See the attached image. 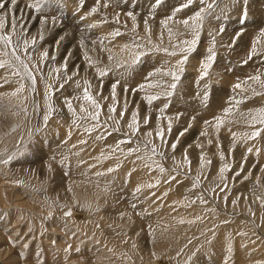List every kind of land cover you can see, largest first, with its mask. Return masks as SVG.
<instances>
[{
    "label": "bare ground",
    "instance_id": "1",
    "mask_svg": "<svg viewBox=\"0 0 264 264\" xmlns=\"http://www.w3.org/2000/svg\"><path fill=\"white\" fill-rule=\"evenodd\" d=\"M0 2L6 5L0 9L4 20L0 35L12 38L8 47L0 41V60L9 62L0 68V89L4 90L0 93V149L5 150L0 159L19 150L32 152L13 156L3 166L9 167L14 178L30 183L29 188H21L30 217L33 211L38 217L43 215L44 222L54 214L52 223L86 231L99 245L112 247L117 258L111 264H264V124L258 122L257 112L264 108V0H194L175 12L167 26L161 22L186 0H163L158 6L155 0H84L82 5L80 0H62V5L48 6L47 12L29 7L35 0H16L15 5L10 0ZM209 4L213 7L208 8ZM93 7L98 9L95 13H91ZM201 8L203 19L195 22L202 25L195 51L183 52L187 47L183 42L193 39V30L180 21ZM45 16L48 23H43ZM117 31L121 35L113 36ZM253 45L256 55L248 59ZM210 47L216 59L208 75L200 79ZM141 51L147 54L133 64ZM173 51L176 55L169 54ZM85 53L96 63L89 64ZM184 55L188 60L183 72H178L181 79L175 94L161 95L149 105L145 96L167 89L173 81L165 73L178 71ZM17 56L35 76V92ZM97 68L107 69L108 74L99 77ZM157 68L162 72L146 79ZM17 69L19 75H14ZM257 75L261 82L249 79ZM69 76L71 80L65 83ZM116 81L114 101L111 86ZM149 82L160 86L139 88ZM237 83L241 84L238 89ZM21 84L23 92L8 95ZM48 84L53 86L48 91L53 93L56 111L45 123ZM85 87L102 105L99 126L91 134L84 129L96 122L80 119L76 127L65 103V97L71 99L77 116H86L81 106L93 109L83 100ZM236 100L243 102L236 104ZM114 103L113 113L109 109ZM165 103L170 106L160 113ZM228 107L233 109L231 114L224 112ZM133 112L138 113L139 132L128 128ZM146 114L151 117L148 124L144 123ZM217 116L224 120L219 129ZM168 117H172L171 133L167 132ZM159 127L165 128L163 141L156 135ZM255 131L260 135L252 138ZM204 132L207 135H201ZM177 140L173 150L171 144ZM109 168L115 170L109 172ZM73 207L78 209L75 216L61 215L63 208L64 214L75 212ZM10 219L14 218L6 221ZM69 245L63 248L68 250ZM10 250L9 246L0 250V261ZM36 261L33 258L32 264ZM81 264L106 263L96 256Z\"/></svg>",
    "mask_w": 264,
    "mask_h": 264
},
{
    "label": "snow or ice",
    "instance_id": "2",
    "mask_svg": "<svg viewBox=\"0 0 264 264\" xmlns=\"http://www.w3.org/2000/svg\"><path fill=\"white\" fill-rule=\"evenodd\" d=\"M11 4L15 5L16 3V0H10ZM84 2V0H80V4L82 5ZM163 2V0H155V4L158 6L160 5L161 3ZM194 3V0H186V3L182 4L181 7L179 8H176L174 13H173V16L169 17L168 19H165L163 20L161 23L164 24L165 26H167L168 24V20L170 19H173L174 18V15H175V12H178V11H181L182 9L184 8H188L190 5H192ZM201 3H203V0H201ZM52 5H62V0H35V2L31 5H29V7L31 8H34L36 12H47L49 10V7L48 6H52ZM6 7L5 3L3 2H0V9H4ZM213 5L209 4L208 5V8H212ZM98 9L96 7H93L91 9V13H95ZM202 12H204V9L201 8L199 11H196L195 12V15L194 16H191L187 19H184L182 21H180V23H182L183 25H185L186 27H189L191 26L192 27V30H193V39L192 40H185L183 43L187 46L183 49H181V51L183 52H186V53H192L195 51V48H196V45H197V42L199 40V35H200V30L202 28V25L200 24H197L195 23L196 21H201L203 19V16H202ZM128 15H132V13H128ZM246 15V13H245ZM133 20H135V17L133 16ZM189 20L193 21V24L192 25H189ZM49 22V19L48 17H44L43 18V23H48ZM51 23L52 24H55L56 23V18L53 17L52 20H51ZM90 27H95V25H90ZM4 28V20L2 17H0V29ZM224 29H220L221 32H223ZM148 32L150 34L151 32V29H148ZM113 36H118V35H121V33H119L118 31L117 32H113L112 33ZM169 35H171V30L169 29ZM261 35H264V31L261 32ZM40 39L42 40L43 39V34L41 33L40 34ZM0 41H3L4 42V45L5 47H8L9 45H12V38L10 35H0ZM36 43V39L33 38L31 40V44L32 45H35ZM81 44H83V40L81 41ZM212 44L213 46L215 45V39H213L212 41ZM28 45H29V41L28 40H24L23 41V47L25 49V51H27V48H28ZM125 47H127V45H125ZM139 47V46H137ZM157 51H159L160 49H156ZM13 53H15L16 51V48L13 47L12 49ZM163 51L165 52H168V49H163ZM256 47L255 45H253L252 49H251V52L248 56V59H251L252 56L256 55ZM4 55H7V53H3ZM147 53L141 51L139 52L134 60H133V64H137L140 62V59L142 56L146 55ZM170 55H176V52L173 51L171 53H169ZM43 56L45 58L48 57V53L47 51H45L43 53ZM113 57L109 56V59H112ZM85 59L89 62V64H93V63H96L92 60V58L90 56L87 55V53H85ZM216 59V53L215 51L213 50V47H210L207 49V55H206V61L203 63L202 67H203V73L200 77V79H204L207 75H208V69L212 66V63L215 61ZM248 59L244 60L243 62L245 64L248 63ZM16 60L20 61V64L24 67L25 69V72L28 76V78L31 80L32 82V91L35 92L36 91V78L35 76L31 73V71H29L27 69V65L24 64V62L22 60H20V57H16ZM188 60V56L187 55H184L182 57L181 60L178 61V71H169L168 73H165L166 75H170L171 78H172V83H170L168 86H167V89L162 92V93H158L156 95H152V94H149V95H146L145 96V100L147 101V103L149 105L152 104L153 101L155 100H158L160 99L161 95L165 96V97H172L174 94H175V89L177 88L178 86V83L181 79V76L178 74V72H183V65L185 64V62ZM9 62L8 61H4V60H0V68H4L6 64H8ZM120 67H123L124 65L121 64L119 65ZM64 67L65 69L67 68V63L65 62L64 63ZM57 72H59L60 70L59 69H56ZM96 72L98 73L99 77L103 78L105 77L107 74H108V70L107 69H102V68H97L96 69ZM162 72V69L160 68H157L155 69L154 71H151L147 74V78H150V77H153L155 75H157L158 73H161ZM14 75H19V70L17 69L14 73ZM249 79H252V80H255L257 82H261V77L259 75L257 76H252V77H249ZM68 80H71V77H67L65 79V83L68 81ZM86 84H88L89 82L85 81ZM119 84V81H116L115 83H113V85L111 86V95H112V98L113 100L115 101V96H116V88ZM262 84H264V82H262ZM160 86L158 83L156 84H153L151 82H149L147 85L145 84H140L139 85V88L141 90H144L146 87L147 88H154V87H158ZM53 86L51 84H48L46 85V88H45V92H46V96H47V99H48V104H47V112L44 114L43 116V120L45 123H47V121H49L50 117L53 115V113L56 111V109H54L53 107V104L51 103V100H52V95L53 93L49 92L48 90L51 89ZM59 87L61 89L64 88V83H61L59 85ZM77 87H79V83H77ZM207 85L205 86V94L203 96V101L206 102L207 99H208V94H207ZM241 87V84L240 83H237L235 85V88H240ZM125 90L127 91V88H125ZM24 91V85L21 84L19 88H17L15 91H13L12 93H9L8 95H11V96H18L21 92ZM256 95H260V93H256ZM76 99H79L80 97H75ZM235 99V98H233ZM83 100L84 101H87L90 105H91V108L93 109L92 111H90L88 108H85L83 106H81L80 108V111L83 112V113H86V116L84 117H79L77 116V113H76V109L73 107V104H72V100L71 99H68L67 97H65V103L67 104V109L68 111L72 114V117L74 118L72 123L76 126V127H79L80 125L77 123V120H80V119H90L91 121H94L96 123H93L91 127H86L84 129L85 132L91 134L92 132L96 131L97 127L99 126V119H100V115H101V111H102V105L98 102V100L91 94V92L89 91V88L88 87H85L83 89ZM243 101L242 100H236L235 103L236 104H239V103H242ZM169 103H165L163 108H160L159 111L160 113H163L165 111V109H167L169 107ZM39 107V105L37 104V108ZM126 107V105H125ZM110 112H115L116 111V105L115 103L112 105V107L109 109ZM233 111V109L231 107H228L226 109H224V112L227 113V114H231ZM258 112V122L261 123V124H264V108H260L257 110ZM181 114L180 113H177L176 114V118H179ZM111 119V117H109ZM192 119H195V117H193ZM215 120H216V128L219 129L221 127V125L224 123V120L220 117V116H217L215 117ZM151 121V117L149 115H145L144 117V123L145 124H148L149 122ZM252 121L253 123L257 122V117L256 116H253L252 117ZM206 124H209L210 122L209 121H205ZM128 128L131 129L133 132H139V128H140V123L138 121V113L136 112H133L132 113V120H131V123L128 124ZM171 130H172V117H168V122H167V132L168 133H171ZM114 131H119V128L118 127H115L114 128ZM186 131V129H185ZM111 133H109L110 135ZM165 128L164 127H159L157 130H156V135L160 137V139L163 141L164 140V137H165ZM71 135V131L69 130V137ZM147 135L149 137H151L153 135V133L151 131H149L147 133ZM179 135H184V132L182 131ZM201 135H207L206 132L204 133H201ZM260 135V131H255L252 133V138H255L257 136ZM105 137L103 136H98L97 139H104ZM124 141H121V143H123ZM80 143L82 144H86L87 141L86 140H81ZM179 143V140H177L175 143H172L171 144V148L173 150H175V148L177 147V144ZM209 143H211V141H209ZM73 147H75V145H73ZM130 152L132 151L131 149L129 150ZM153 152L156 151L155 148L152 149ZM249 152L252 151L251 148L248 149ZM162 154V153H161ZM14 155V154H13ZM78 155V153H77ZM13 158V156H9L7 159L3 160L2 162L3 163H9L11 161V159ZM107 158V157H106ZM223 158V156H222ZM185 159H187L186 155H185ZM64 160H67V157H64ZM64 160L61 161V164L64 163ZM203 157H201V164L203 166ZM208 163H210V161H208ZM117 167H119V165H117ZM160 167V171L161 172H164L165 169L162 167V166H159ZM227 165H225L224 168H221L220 169V172L221 174H223V172L227 169ZM115 169L113 168H109L108 171L109 172H112L114 171ZM102 173H97V175H101ZM239 174V173H237ZM130 175V173H129ZM172 179H175V177H172ZM22 183V182H21ZM154 185H149V187H153ZM71 189L69 188V191ZM141 191V188L140 187H137L136 188V192H140ZM201 201L203 202V198L201 197ZM135 207V205H133V208ZM67 216H71L72 215V212L69 210L65 213ZM181 223H183V221H181ZM71 248V245H69V249ZM231 246H229L228 248V251L231 252ZM67 251V250H66ZM77 252L80 251L79 248L76 249ZM154 255V253H153ZM224 264H227V261L224 262Z\"/></svg>",
    "mask_w": 264,
    "mask_h": 264
},
{
    "label": "rangeland",
    "instance_id": "3",
    "mask_svg": "<svg viewBox=\"0 0 264 264\" xmlns=\"http://www.w3.org/2000/svg\"><path fill=\"white\" fill-rule=\"evenodd\" d=\"M0 93H4V90L0 89ZM3 151L5 150L0 149V152ZM24 155H32V152L19 150L14 152L13 156L18 158ZM3 160L5 159H0V233L4 234V239H0V250H6L8 246L11 250L3 257L0 264H32L33 258L37 259V264H81L95 260L96 256L106 264H111L112 258H117L112 247H107L106 244L99 245L94 236L87 237L86 231L78 227L62 228L52 223V220L56 221L52 218L54 214L44 222L41 221L43 215L38 217L33 211L31 212L33 217H30L26 213L29 207L24 204L21 191V188H29L30 183H23L22 179L14 178L9 172V167L6 170L3 168L7 166V163L2 162ZM31 191L38 192L37 189ZM49 203L52 204V201L50 200ZM73 209L75 212H72L71 216L78 213V209L74 207ZM62 210H60L61 215H66L61 212ZM6 211L8 214H5ZM18 213L21 215L18 216ZM7 217L14 219L6 221ZM78 233L83 238L79 237ZM67 243L72 245L71 249L63 248ZM97 245L98 248L89 247ZM77 248L80 249L79 252L76 251Z\"/></svg>",
    "mask_w": 264,
    "mask_h": 264
}]
</instances>
